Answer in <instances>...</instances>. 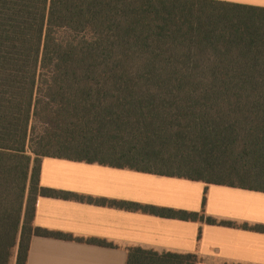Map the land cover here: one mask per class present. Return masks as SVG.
Returning a JSON list of instances; mask_svg holds the SVG:
<instances>
[{"label": "trees", "instance_id": "obj_1", "mask_svg": "<svg viewBox=\"0 0 264 264\" xmlns=\"http://www.w3.org/2000/svg\"><path fill=\"white\" fill-rule=\"evenodd\" d=\"M46 158L264 193V10L207 0H0V264H27L33 236L76 240L34 225L39 197L79 199L41 187ZM199 261L130 247L127 264Z\"/></svg>", "mask_w": 264, "mask_h": 264}, {"label": "crops", "instance_id": "obj_2", "mask_svg": "<svg viewBox=\"0 0 264 264\" xmlns=\"http://www.w3.org/2000/svg\"><path fill=\"white\" fill-rule=\"evenodd\" d=\"M207 1L264 10V0ZM40 184L79 199L39 197L35 227L76 240L33 236L27 264H127L130 247L196 254L198 264H264V230L256 229L264 228L262 192L53 158L43 160ZM114 203L197 213L204 221L131 212Z\"/></svg>", "mask_w": 264, "mask_h": 264}, {"label": "rangeland", "instance_id": "obj_3", "mask_svg": "<svg viewBox=\"0 0 264 264\" xmlns=\"http://www.w3.org/2000/svg\"><path fill=\"white\" fill-rule=\"evenodd\" d=\"M157 252H159V251H157ZM160 254H162V253H165V252H159ZM181 254V253H180Z\"/></svg>", "mask_w": 264, "mask_h": 264}]
</instances>
